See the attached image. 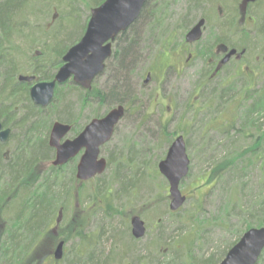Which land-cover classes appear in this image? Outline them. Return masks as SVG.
<instances>
[{"label": "trees", "instance_id": "1", "mask_svg": "<svg viewBox=\"0 0 264 264\" xmlns=\"http://www.w3.org/2000/svg\"><path fill=\"white\" fill-rule=\"evenodd\" d=\"M102 1L89 0L88 3L96 6ZM204 1L186 0L188 2L187 11L180 17L178 23H172L171 8L176 3L175 0H148L133 24L116 37L113 53L106 60L105 69L102 72V74H106L103 87L94 86L97 76L89 90L69 85V91L80 92L78 100L81 105L94 102L99 108L100 105L105 107L108 104H114L115 106L122 104L126 106L125 113L127 109L134 111L132 108L140 106L138 103L134 105L137 99L134 80L136 79L138 67L143 65L144 59H146V50H151L152 52L155 50L156 54L157 52L162 54L166 50L172 49L171 42L177 41L178 37L176 35H179L180 31L193 21V17L189 18V14L196 15ZM49 5L50 3L45 0H0V122L4 128H10L11 130L8 140L5 143L0 142V216L2 217L0 218V264H44L46 260H52L43 259L39 251L40 242L47 233L52 217L56 215L57 218L58 212L66 209L70 199H75L78 188L76 186L77 182L81 184L87 182H81L76 179L74 163L70 164L74 159L62 166L49 165L43 171L39 169L41 164L54 158V149L48 146L47 141L53 121L57 120L70 124L69 135L72 137L78 134L84 126L76 127L74 125L76 118L70 113L71 106L68 102L61 100L64 98L62 93H60L63 88L57 86L50 104L42 108L30 100L29 89L31 83L18 80V76L21 73H29L37 81L52 80L55 72L62 64L61 58L63 54L68 47L76 42L74 41L75 37L71 35L74 31L73 29L77 28L78 30L83 27L82 32L85 30L87 19L81 23L80 15L74 9H70L65 15L59 14V20L62 19L61 22L56 20L55 25L49 23L45 29H42L41 26L36 27L34 24H29L31 21L29 19L30 15H35L36 11L45 15L49 12ZM254 6L263 8L259 13V25L255 31L257 36H262L264 34V0H260ZM54 18L55 16L52 17L53 20ZM73 18L76 21V25L71 28L69 21ZM35 33H39L40 36H35ZM240 37L243 42L238 45V50L243 49L241 52L251 56L254 55V57L262 53L261 50L263 48L258 50L257 53L249 52L252 47L250 44L251 40L248 42L249 34L243 32ZM47 38H50V40L47 41ZM21 42L22 45L26 46V50L21 49ZM21 55L26 59L25 62H21ZM198 55L200 61L207 67L204 74L202 72L198 73L199 78L203 82L197 86L195 93L196 95H199V93L201 95L204 91V84L211 82L216 77L211 80L214 74L211 66L205 64L207 54L201 51ZM255 63L259 65L261 63L263 67L260 68L261 70L264 69V61L260 60ZM216 90L214 88L211 91L216 92ZM245 90L236 107V109H239V113H235L229 122L226 120L228 122L227 126L220 127L218 130L225 138H229V143H234L241 136L242 140L247 141V144L242 146L241 150L228 153L225 157L213 163L215 166L212 167L211 172L205 179L206 183H209V187L215 183V180L222 173H227L233 165L237 166L243 163L245 159L249 161L250 157H248V154L253 155L264 169V126L261 129L260 118L258 117L261 114L264 118V82L253 90L250 88ZM216 95L217 101L214 104L217 107L215 110L221 107L222 102L227 104L231 101H236L231 87L220 90ZM59 96L61 97L60 100ZM247 99H250L249 104L246 103ZM202 101L206 103L208 100H205L204 97ZM200 104L201 101L197 105L198 107L194 105V109L199 111ZM53 106L58 107L56 112L52 111ZM98 108L96 109L99 111ZM108 110L106 109L102 114L95 111L90 118L100 117ZM235 117L240 119V126L237 129L234 126L235 122L233 119ZM192 121H195L194 116L189 118L188 124L183 129V137L187 134L188 128L192 127ZM166 127V124L164 125L163 122H160L162 136L158 138V143L165 146L170 144L175 135V132L166 134L163 131ZM250 127L255 128L252 131H256V134L252 131L249 132ZM184 140L188 150L190 148V137L186 135ZM10 141L14 144L13 151L7 155L2 152V149L3 145ZM210 143L206 142L205 148H209L211 146ZM130 149L132 150L133 147ZM207 155L209 157L213 154L208 153ZM134 162V155L124 159L121 153H111L107 159V167L114 165L113 174L114 181L118 186L117 190L124 193L128 192L130 195H135L134 192L137 191L135 189L138 186L137 181L143 177L144 173V168L140 166L143 161L138 163L136 167L133 165ZM68 164L70 165L68 166ZM125 165L131 167L130 170L135 168L133 175L140 172L139 174L142 177L136 179L137 175H135L126 179L125 175H121ZM67 167H71L70 175L65 177L67 175L65 170ZM94 194L90 201L91 204L89 203L85 207L86 215L79 217V214L75 211L69 220H57V225L67 226V234L69 233L70 236L68 239L72 240L73 243L68 249L71 257H67V254L64 258L65 261H61L63 257L60 260L53 259V264H125L123 257H126L127 253H129L128 251H131V242L139 239L133 238L131 233V237L129 233L126 234L124 232L119 234L118 237L113 234L110 236L111 246L108 253L105 254L102 251L101 242L107 230L104 224H101L97 230L87 231L90 217L96 209L101 211L105 219L110 218L114 214L123 215L124 213L117 210L111 189L108 188L107 184L97 185ZM97 197H102L101 204L99 203L98 207L93 206L94 199L97 200ZM201 205V198H197V206L194 211L198 213ZM263 207L264 198L260 204L261 211L256 213V222L252 223L249 221L246 223L244 231L251 227L264 225ZM9 210H12V215L5 217V214L10 212ZM190 218L195 221L178 220L179 225L174 228V230H184V226L190 225V230L185 233L188 235L187 239L181 242L184 254L180 257L172 255V259H175L174 264H218L225 256L226 249L219 256H210L207 259H203V262L199 261V263H196L193 248H195L199 240L197 233L200 231L203 222L196 216H191ZM157 222L159 223L160 220ZM156 225L158 236L153 240L152 244L154 246L160 247L163 243L175 241L172 235H166L163 232V222ZM179 241L181 240L179 239ZM172 246L173 251H176L175 242ZM117 247H119L118 251H116ZM262 253L256 264H259ZM161 255L164 258L168 253H161ZM163 263L170 264V260L166 263L163 261Z\"/></svg>", "mask_w": 264, "mask_h": 264}, {"label": "rangeland", "instance_id": "2", "mask_svg": "<svg viewBox=\"0 0 264 264\" xmlns=\"http://www.w3.org/2000/svg\"><path fill=\"white\" fill-rule=\"evenodd\" d=\"M45 1L50 3L49 12L44 15L36 11L35 15H30L29 18L31 20L29 24H34L36 27L41 26L42 29H45L49 23L55 25L56 20L61 22L62 19L59 20L58 17L59 14L65 15L70 9H74L76 13L80 15L81 23L84 22L85 19L88 21L90 10L95 7L88 3L89 0ZM175 2L176 3L172 5L171 8V16L173 17L172 23H178L180 17L187 11L186 6L188 2H186V0H175ZM224 2L225 0H205L202 6L199 7L198 13H200L203 8V12L214 19L216 7ZM238 2L240 3L238 0H232V2L228 0L223 4V8L226 12L229 11L235 15V25L233 26L234 36L231 38V41L235 45H240L243 42L240 34L245 32L250 35L248 42L251 40L250 44L252 47L249 52L257 53L258 50L264 49V34L262 36H257L255 32L259 25V13L263 8L250 5L248 7V16L251 19L246 18L245 24L242 22L237 9ZM241 4L242 2L240 6H242ZM233 9H235V11H233ZM53 16H55L54 20L52 19ZM191 16L194 17L195 14L190 13L189 18H191ZM69 22L71 23V28L76 25L74 18ZM243 25L245 28L242 32H239L241 29L240 27ZM73 30L71 35L75 37L74 41L77 42L83 33V27L78 30L74 28ZM183 33L184 29L180 31L179 35H176L178 38L176 42L172 41L173 44L179 42ZM35 34V36H40L39 33ZM49 40L50 38H47V41ZM21 49L26 50V46L22 45V42ZM174 50L173 48V50L170 51V57L168 52L162 54L157 52L156 54L155 50L153 52L151 50H146V59H144L143 65L138 67L136 79L134 80V88L137 96L134 105L138 103L140 106L132 108L134 111L127 109L124 117L117 124L111 140L102 146L100 150V156L104 157L106 160L111 153H121L124 159L130 157V155H134V167L143 161V164L140 165L144 168L143 177L140 176V172L135 173V175H137V178L135 177L136 179L142 177L137 181L138 186H136L135 191H137L134 192L135 195L117 190L118 186L114 181L113 174L114 165L107 167L101 175L95 176L84 184L77 182L76 186L78 188L76 190L75 199H70L66 205V209L58 212L57 218L56 215L52 217L47 233L40 242L39 251L43 259H52L46 260L44 264H53V254L56 245L60 241L64 242L63 259L61 261H65L64 258L67 254V257H71L69 256L71 253L68 249L71 247L73 241L68 239L70 236L69 233L67 234V226L63 227L57 225V220H69L75 211L79 214V217L86 215L84 211L85 207L89 205L92 197L95 195L94 191L96 186H101L102 184L108 185L114 197V204L117 210H119V212L123 211L124 213L123 215L119 213L114 214L110 218L105 219L101 211L96 209L90 217L87 231H95L101 224H104L107 230L101 242V248L105 254L108 253L111 246L110 236L116 234L118 237L119 234L123 232L126 234L129 233L130 236L129 222L132 216L138 215L146 226L144 237L135 242H131V251H128L129 253H127L126 257H123L125 264H164L163 261L166 263L169 262V260L170 264H174L175 259H172V255H176V257L183 256L184 252L181 242L187 239L188 235L185 233L190 230L189 224L184 226V230H174V228L179 225L178 220H194L190 217L196 216L203 222L200 231L197 233L199 235V240L197 241L198 245L196 244L195 248H193V252L195 251L196 263L210 256H219L225 249L227 251V249L232 246L231 244L235 239L243 234L242 232L245 230L246 223L249 221L252 223L256 222V213L261 211L260 204L264 198V169L253 155L248 154V157H250L249 161L245 159L243 163L237 166L233 165L227 173H222L211 187H209L210 185L206 183L205 179L211 172L212 167L215 166L213 163L225 157L228 153L241 150V147L247 144V141L242 140L241 136H239L234 143H229V138H225L218 129L227 126L229 120L233 118V115L239 113V109H236V107L241 96L246 91L245 89L250 88L253 90L264 82V69L261 70L263 66H261V63L260 65L255 63L254 55L251 56L238 50L240 52L232 56L233 58L223 66L216 78L204 84L203 93H201V95L200 93L196 95L195 90H197V86L203 82V80L199 78V74L201 72L204 74L207 67L203 65L202 62H198L196 63L197 66L195 65L191 69H185L181 73H176V70H174L175 68L173 69L168 66L169 64L176 65L174 58L177 57L179 53ZM25 61L26 59L21 55V62ZM177 67L178 66H176V68ZM147 74H149V80L144 84L143 82ZM21 75L30 76L31 74L21 73ZM105 79V73L99 75L94 82V86L102 88ZM69 85L76 86L71 80L67 81L63 86L61 85L63 89L60 93H62L64 98L61 99L59 96V100H64L71 106L70 113L76 118L74 125L76 127L83 126L92 119L90 118L92 113L98 111L96 109L98 105L94 102L81 105L78 100L80 92L75 90L69 91ZM229 87L233 89L236 101H231L227 104L222 102L221 107L215 110L217 107L214 104L217 101L216 94L220 90ZM214 88L217 89L216 92L211 91ZM206 93L207 95H205ZM204 97L205 100H208L206 103L202 101ZM200 101L201 104L198 111L194 109V105L198 107L197 105H199ZM249 101L250 99H247L246 103L249 104ZM114 106V104H108L105 107L104 105H100L98 112L102 114L103 111L106 109L110 110ZM167 106L170 107L168 112L166 110ZM58 107L53 106L52 111L56 112ZM192 116H194L195 121H192L193 125L191 128H188L186 134L187 137H190V148L188 150L186 148L190 160L189 173L179 185V189L181 193L186 196V200L177 211L170 212L168 210V203L170 201V196L167 191L168 183L157 169L158 162L165 156L166 150L170 145L165 146L164 144L158 143V138L162 136L160 122L167 125L166 129L163 130L166 134L175 132L173 136L174 139L177 135L183 136V129ZM258 117L260 118L259 122L261 123V127L264 126L263 116L259 114ZM226 120H228V122ZM233 120L235 122L234 126L237 129L240 126V119H236L235 117ZM261 129H263V127ZM252 130H255V128L250 127L249 132ZM252 132L256 134V131ZM186 135L184 137H186ZM66 138H72V136L68 134ZM206 142H211L209 148H205ZM13 146L14 144L12 141L7 142L3 145L2 152L7 155L10 154L13 151ZM132 147L133 149L131 150L130 148ZM208 153L213 155L208 157ZM78 159L79 156L75 157L70 164L74 163V166H76ZM52 160L53 158L41 164L39 169L42 171L47 169L49 165H52ZM70 164H68V166ZM70 168L71 167H67L65 169L67 171L65 177L70 175ZM130 168L131 167L125 165L124 170H122L123 172L121 175H125L124 177L126 179L135 176L133 175L135 168L131 170ZM33 174L35 175V173ZM197 198H201L202 200L201 209L198 210V213L194 211L197 206ZM101 199L102 197H99L97 200L94 199L95 202H93V206L98 207V204H101ZM263 210L264 207L262 212ZM9 211V213L5 214V217H10L12 215V210ZM253 214L254 216L252 217ZM0 218L2 217L0 216ZM158 220H160V224L163 222V232L175 238V241H168L167 243H163L160 247L152 244L153 240L158 236V231L155 227L156 224H159L157 222ZM174 242L177 248L176 251H173L172 244ZM197 246L198 248H196ZM118 249L119 247L116 248V251H118ZM161 253H168V255L163 258ZM259 264H264V250Z\"/></svg>", "mask_w": 264, "mask_h": 264}, {"label": "water", "instance_id": "3", "mask_svg": "<svg viewBox=\"0 0 264 264\" xmlns=\"http://www.w3.org/2000/svg\"><path fill=\"white\" fill-rule=\"evenodd\" d=\"M148 0H103L90 10L85 30L79 40L71 45L63 54L52 80L37 81L33 75H19L18 80L31 83L30 100L37 106L47 107L52 101L57 86L71 80L76 86L89 90L94 79L102 74L105 63L113 53L112 43L122 32L138 18L142 7ZM254 3L257 0H244ZM200 20L186 35L187 40H195L201 35ZM222 49L227 47L222 45ZM236 53L230 49L221 60V64L229 61ZM149 80L147 74L144 84ZM125 115V106L120 104L112 107L103 116L89 120L81 131L72 138H66L71 125L60 121L51 124L48 134V146L54 149L52 166H62L79 156L75 166V177L81 182L101 175L107 168V160L100 156L101 147L108 143L119 121ZM10 128H4L0 122V142L5 143ZM190 160L182 135H177L168 146L165 156L158 162V172L168 183L170 201L168 209L177 211L185 202L186 196L179 189L181 181L189 172ZM130 233L133 238L141 239L146 232L144 221L134 215L130 219ZM64 242L60 241L55 248L53 257H63ZM264 249V225L251 227L243 232L240 238L227 250L218 264H256Z\"/></svg>", "mask_w": 264, "mask_h": 264}, {"label": "flooded vegetation", "instance_id": "4", "mask_svg": "<svg viewBox=\"0 0 264 264\" xmlns=\"http://www.w3.org/2000/svg\"><path fill=\"white\" fill-rule=\"evenodd\" d=\"M227 1L228 0H225V2ZM238 1H240V3L242 2L241 4L242 6H240V3L238 2L237 9L239 11V15L241 17L242 22L245 23L246 18L251 19L248 16V7L250 5H254L258 3L260 0H257L254 3H246V4L244 3L245 2L244 0H238ZM221 4H219L216 7V11L213 17L214 19L210 18L207 13L201 10L200 13H197L193 17V21L188 26H186V28L184 29V33L180 37L179 42H177L176 44L174 43L175 45L173 44V42H171L172 50L174 48L175 49L174 51L179 53V55L174 58L175 59L174 61H176L175 62L176 65L168 63L169 64L168 66L173 69L175 68L174 70H176L175 71L176 73H181L185 69H191L196 65V63L201 62L198 53L203 51L207 54L205 58V64L211 66L213 71L212 73L214 74V77H211L212 80L219 74L220 70L227 63L226 62L225 64H221V60L226 56L229 50L236 49L237 50L236 53L239 52L238 45L233 44L231 41V38L234 36L233 26L235 25L234 23L235 15L229 12L228 10H227L228 12H226V10L223 8L224 5L222 4L223 5L222 6ZM233 11H235V9H233ZM200 20H203V24L200 27L201 35L195 40L192 41L187 40L186 39L187 33ZM240 28H239L240 29L239 32H242L245 27L243 25ZM115 40L112 43L113 47ZM222 45L226 46L227 49L223 50ZM172 50L171 49L166 50V52H168L169 54V57L171 55L170 51ZM261 52L262 53L260 55H256L254 57L255 62L264 60V49H262ZM236 53L232 56H235ZM232 56L230 57L229 60L233 58ZM176 66L178 67L176 68ZM166 110L168 112L170 110V107L167 106Z\"/></svg>", "mask_w": 264, "mask_h": 264}]
</instances>
